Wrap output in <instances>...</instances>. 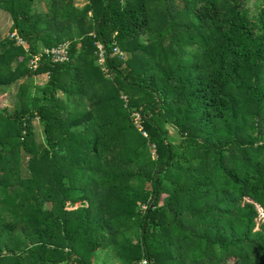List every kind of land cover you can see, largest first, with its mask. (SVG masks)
<instances>
[{
	"label": "trees",
	"instance_id": "obj_1",
	"mask_svg": "<svg viewBox=\"0 0 264 264\" xmlns=\"http://www.w3.org/2000/svg\"><path fill=\"white\" fill-rule=\"evenodd\" d=\"M0 11V264H264V0Z\"/></svg>",
	"mask_w": 264,
	"mask_h": 264
},
{
	"label": "rangeland",
	"instance_id": "obj_2",
	"mask_svg": "<svg viewBox=\"0 0 264 264\" xmlns=\"http://www.w3.org/2000/svg\"><path fill=\"white\" fill-rule=\"evenodd\" d=\"M78 1L80 3L85 2V0H78ZM254 2H256V0H246V3L250 8H254ZM11 26H12V20L10 19V15L6 13L5 11H0V38H5L7 37V35H9L10 32H12ZM43 79L44 78L37 76L34 78V83L42 84ZM16 89L17 87L13 85L10 89L9 97H5L4 95L0 97V108L6 110V112H10L13 108V104H15L13 97H14V93ZM33 127L39 137V132L41 128L37 121L33 123ZM260 217L262 218V215H260ZM258 221L259 219H257V222ZM96 264H122V263H121V260L118 257L114 256L112 253H105L104 255H100V257L97 259Z\"/></svg>",
	"mask_w": 264,
	"mask_h": 264
},
{
	"label": "built area",
	"instance_id": "obj_3",
	"mask_svg": "<svg viewBox=\"0 0 264 264\" xmlns=\"http://www.w3.org/2000/svg\"><path fill=\"white\" fill-rule=\"evenodd\" d=\"M10 38L14 39L17 44L24 45V40L16 33V31H12L9 33ZM98 49L100 51V63L103 62V52L101 45L98 44ZM48 57L51 62H64L68 60L69 56V44L68 42H60L54 47L51 48H42L39 53L33 55L29 60V65L32 69L37 68L38 60L42 57ZM136 120L139 119V115H136ZM141 129V128H139ZM145 134V132H143ZM131 264H147V260L145 258L140 259L137 262Z\"/></svg>",
	"mask_w": 264,
	"mask_h": 264
}]
</instances>
